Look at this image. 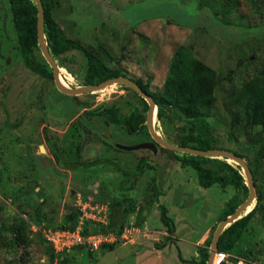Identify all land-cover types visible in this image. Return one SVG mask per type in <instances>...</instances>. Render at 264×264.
I'll list each match as a JSON object with an SVG mask.
<instances>
[{
    "label": "rangeland",
    "instance_id": "1",
    "mask_svg": "<svg viewBox=\"0 0 264 264\" xmlns=\"http://www.w3.org/2000/svg\"><path fill=\"white\" fill-rule=\"evenodd\" d=\"M199 3L58 0L54 18L69 38L92 48L108 67L127 72V78L141 79L146 84L150 81L153 92L162 90L176 53L189 47L194 57L223 78L216 92L210 128L217 147L253 160L254 155L246 149L243 128L234 123L237 108L231 102L234 90L264 66V0L240 1L234 21L238 23L244 17L245 27L223 26L211 12L200 10ZM35 55L48 64L40 48ZM55 59L68 88L87 86L88 60L82 51H70ZM111 107L119 109L122 119L133 111H143L140 98L124 85L74 97L60 92L54 78L34 73L19 49L9 2L0 0V264H50L41 231L66 224L67 209L76 207L79 196L83 201L118 202L119 189L132 190L131 199L123 201L135 209L126 218L125 225L135 227L127 236L129 240L119 242L114 250L101 248L93 252L83 248L67 256L56 255L57 263L66 259L67 264H189L200 259L198 248L210 235L213 237L226 203L238 192L232 187L222 190L219 184L202 187L197 171L183 167L184 154L159 145L156 152L120 149L118 145L132 147L155 141L150 133L130 135L124 125L110 124L100 113ZM183 126L181 121H168L163 127L157 119L156 131L164 140L179 145ZM52 147L66 168L97 159H110L114 164L86 171L60 168L51 154ZM143 158L151 167L142 176L126 177L116 166L133 172ZM228 163L237 166L233 161ZM241 173L245 176L244 171ZM257 176L258 184L264 185V163ZM154 184L161 197L149 214L144 207ZM38 185L48 201L41 208L37 226L30 214L31 206H27L31 212L23 215L25 205L21 203L27 194L40 205L39 197L30 193L34 188L39 191ZM19 193L24 198L17 201ZM159 205L167 209L173 233L163 224ZM142 212L146 220L136 227ZM21 225L26 241L18 245L12 228ZM246 235L253 244L244 242L243 249H253L260 257L255 261L243 259L241 264H264V229L258 215ZM226 260L218 255L215 263Z\"/></svg>",
    "mask_w": 264,
    "mask_h": 264
},
{
    "label": "trees",
    "instance_id": "2",
    "mask_svg": "<svg viewBox=\"0 0 264 264\" xmlns=\"http://www.w3.org/2000/svg\"><path fill=\"white\" fill-rule=\"evenodd\" d=\"M240 1L241 0H200L199 8L202 11L206 10L211 12L212 17L225 27H245L242 22L244 17H240L238 23L234 21L237 9L240 6ZM8 2L18 34L19 49L24 57L25 64L37 75L53 79V70L48 64L41 63L35 55V51L39 48L37 29L38 8L35 1L8 0ZM42 2L44 6L46 42L50 52L54 57H59L70 51H82L88 60L85 85L93 86L110 79L127 77V72L108 67V65L91 50L92 48H86L79 41L71 39L65 34L64 30L58 25L54 18L58 0H42ZM222 81L223 78H221L217 71L194 57L189 47H184L176 53L170 66L168 78L162 90L153 92L149 86L150 81L148 84L144 83L141 79H137L134 82L154 99L158 108L157 119L163 127H166L168 121H181L184 123L182 127L183 135L178 143L180 146L208 151L219 149L211 135L210 128L214 117L216 92ZM124 87L132 90L126 86ZM134 93L142 101V112L139 110L133 111L130 116L122 119L119 115V109L111 107L104 109L100 115L104 116L110 124L124 125L130 135H148L149 132L146 121L149 105L139 94L136 92ZM233 95V100L230 102L237 108V112L234 114V123L243 128L247 138V143L245 144L246 149L249 153L254 155V159L251 160L249 156L242 153H237L235 151L231 152L247 161L254 177L257 199L256 205L252 211L228 227L222 234L218 244V255L227 257V260L221 264H241L243 259L255 261L260 257V254L258 255L253 249L244 250L242 244L244 242L249 246L253 244V242L246 237V234L249 231L251 221L257 215L259 216V224H261L264 229V185L258 184L257 176L261 165L264 163V66L250 81L240 85L237 91L234 90ZM51 154L60 168L71 169L73 171H86L93 168L112 166V164H114L110 159H97L92 162L72 163L69 168H66L67 166H65V163H62L59 153L54 150L53 147ZM181 161L183 167H191L197 171L199 184L202 187L210 188L219 184L222 190L232 187L238 192L226 203L225 209L220 215L218 222L226 220L248 198L249 189L241 173L242 168L240 166L237 165L235 167L229 164L226 159L202 158L186 154H184ZM148 162L147 158H143L140 161L138 170L133 172L124 168L125 166H116L126 177L132 178L144 175L147 169L151 167ZM207 163H213V168H205L204 165ZM154 182H156L155 178ZM38 187L40 189L39 185ZM119 191L120 193L116 195L121 201L118 202H108V200L103 202L96 200L91 201L90 199L85 200V202L94 204H105L108 207L109 222L104 226L95 225L87 221L83 226V235L89 236L99 233H114L120 235L125 228H128V226L125 225L126 218L133 213L135 209L125 206L123 201L131 199L129 193H131L132 190L119 189ZM30 193H35L36 196L39 197L40 202H42H39L40 205H37L35 201L30 200L32 196L28 199L27 197L29 196L26 194L25 201L21 203L25 205L22 207L21 214L27 215V212L30 213L31 211H27V206H31V217L35 225L38 226L41 222V208L47 203L48 198L45 196L44 189L42 188L39 191L37 188H34ZM241 196H243V199H241ZM160 197L161 193H159L154 184L153 190H150L146 197L147 202L144 210L150 214L152 205H154L153 203L156 202L159 204ZM23 198V194L19 193V197H17L16 200L20 201ZM30 201L32 202L29 204ZM159 207L162 213L161 219L163 224L168 228L170 233H173L174 224L170 217H168L167 209L162 205H159ZM67 210L68 213L65 216L66 224L55 228L52 227L51 229L74 230L78 226L80 212L77 205ZM139 216L140 221L135 223L136 227H141L142 223L146 220V215L143 214V212ZM131 227L134 226H129V228ZM23 228L24 226L22 225L21 227L12 228L17 235L14 240L15 244H25L26 240ZM47 228H50V226ZM212 238V235H210L206 244L198 248L199 260L194 259L188 262L185 260V262L189 264H207L210 256ZM42 240L47 244L44 238ZM117 244L118 243L104 244L102 248L114 250ZM82 248L83 247H79L75 251ZM48 250V257L54 259L56 254L49 245ZM66 261L65 259L63 262L66 263ZM248 264H252V262Z\"/></svg>",
    "mask_w": 264,
    "mask_h": 264
},
{
    "label": "water",
    "instance_id": "3",
    "mask_svg": "<svg viewBox=\"0 0 264 264\" xmlns=\"http://www.w3.org/2000/svg\"><path fill=\"white\" fill-rule=\"evenodd\" d=\"M35 4L38 8L37 29H38L39 48L44 58L46 59L48 65L53 70L56 87L58 88L60 92L66 95L78 97L81 95H88V94H93V93L102 91L113 85H124L132 89L137 94H139V96H141L148 103L149 110L147 113L146 125L155 143L140 144V145L132 146V147H124V146L118 145L120 149H124L126 151L150 149L153 152H156L157 145H159L162 148H165L172 152H176L178 154H186L190 156L211 158V159H226L227 161H233L235 164H237L238 166L242 168V171H244V174H245L244 177L246 179V184L249 189V196L246 199V201L243 204H241L231 216H229L226 220H223L219 223L213 235V238H212V243L210 247V256H209V260L207 263V264H215L216 258L218 256L219 240L222 234L224 233V231L228 227H230L232 224L236 223L237 221L242 219L244 216H246L248 213H250L256 205L257 190L255 188L253 174L251 172V169L247 161L244 158L238 156L237 154L229 150H225V149H212L208 151L198 150V149L191 148V147H183L180 145H175V144H172L164 140L158 134L155 128V120L157 119L158 108H157V105L154 99L151 96H149L146 92H144L143 89L136 82H134L133 80L127 77H118V78L107 80L98 85L85 86V87L75 89V90L63 86L61 84L60 68L57 65L56 59L50 52L47 42H46L43 2L42 0H35ZM74 255L77 256L78 253H75ZM50 264H67V263H57L55 259H51Z\"/></svg>",
    "mask_w": 264,
    "mask_h": 264
},
{
    "label": "built area",
    "instance_id": "4",
    "mask_svg": "<svg viewBox=\"0 0 264 264\" xmlns=\"http://www.w3.org/2000/svg\"><path fill=\"white\" fill-rule=\"evenodd\" d=\"M77 207L80 212L78 226L74 229H51L44 228L41 232L47 244L54 250L58 256L72 254L79 247L88 248L90 251H98L104 244H114L119 242H127L129 232L133 228H125L123 233L116 235L114 233L96 235H83L84 223L89 221L95 225L106 226L109 222L108 207L103 204H94L85 202L79 196ZM82 248V249H83Z\"/></svg>",
    "mask_w": 264,
    "mask_h": 264
},
{
    "label": "bare ground",
    "instance_id": "5",
    "mask_svg": "<svg viewBox=\"0 0 264 264\" xmlns=\"http://www.w3.org/2000/svg\"><path fill=\"white\" fill-rule=\"evenodd\" d=\"M61 84L63 85V86H65V87H67V84L65 83V81H64V77L62 76L61 77ZM156 126H157V119L155 120V128H156ZM216 262V261H215ZM216 264V263H215Z\"/></svg>",
    "mask_w": 264,
    "mask_h": 264
},
{
    "label": "crops",
    "instance_id": "6",
    "mask_svg": "<svg viewBox=\"0 0 264 264\" xmlns=\"http://www.w3.org/2000/svg\"><path fill=\"white\" fill-rule=\"evenodd\" d=\"M75 256V255H74ZM78 256V255H77Z\"/></svg>",
    "mask_w": 264,
    "mask_h": 264
},
{
    "label": "flooded vegetation",
    "instance_id": "7",
    "mask_svg": "<svg viewBox=\"0 0 264 264\" xmlns=\"http://www.w3.org/2000/svg\"><path fill=\"white\" fill-rule=\"evenodd\" d=\"M51 261V260H50Z\"/></svg>",
    "mask_w": 264,
    "mask_h": 264
}]
</instances>
